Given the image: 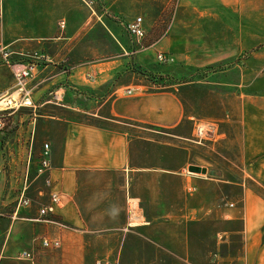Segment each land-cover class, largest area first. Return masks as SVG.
Segmentation results:
<instances>
[{"label": "rangeland", "instance_id": "374dc122", "mask_svg": "<svg viewBox=\"0 0 264 264\" xmlns=\"http://www.w3.org/2000/svg\"><path fill=\"white\" fill-rule=\"evenodd\" d=\"M95 8L107 9L103 19L117 40L106 29L108 37L97 31V56L86 63L119 53L121 45L149 49L144 69L160 72L167 90L176 84L187 119L178 134L173 126L144 125L160 145L156 237L104 232L92 234L97 239L88 248L78 244L82 234L69 229L71 234L59 236L60 247L36 249V257L46 255L42 264H236L242 244L219 238L226 224L223 211L246 208L254 195H264V0H96ZM136 16L147 24L139 43L127 29ZM159 50L168 51L174 62H157ZM1 68L11 80L9 67ZM39 110L20 107L0 133V209L7 212L26 185L32 209L38 199H49L44 178L31 182L25 169L29 150L38 158L36 150L46 142L36 141L39 122L33 113ZM198 121L210 127L200 144L193 135ZM182 175L192 183L181 184Z\"/></svg>", "mask_w": 264, "mask_h": 264}, {"label": "crops", "instance_id": "0c3cea01", "mask_svg": "<svg viewBox=\"0 0 264 264\" xmlns=\"http://www.w3.org/2000/svg\"><path fill=\"white\" fill-rule=\"evenodd\" d=\"M95 7L92 11L84 0H0V42L13 49L14 60H25L34 51L53 58L39 64L30 87L35 108L40 109L33 113L39 122L36 141L49 142L51 149L53 183L48 188L62 196L56 212L44 220L36 217L39 205L48 200L38 199L33 209H19L18 215L16 204L8 212L0 209V264H32L19 257L21 250H52L41 245L42 238L64 237L69 229L82 234L78 244L88 248L97 239L92 234H158L160 216L154 209H159L160 145L153 134L144 132V125L174 130L187 119L184 102L175 83L167 90L159 82L160 72L144 69L152 54L149 49L121 45L119 53L86 63L97 56V31L108 37L106 29L117 40L103 19L107 9ZM61 20L64 29L59 27ZM2 65L0 96L13 85V76L10 80ZM55 94L61 102H55ZM36 151L38 158L29 150L25 160L31 182L39 178L41 150ZM180 178L181 184L193 181ZM253 197L246 208L223 211L226 224L219 238L223 243L237 238L242 244L236 264H264V195ZM45 258L37 256V263Z\"/></svg>", "mask_w": 264, "mask_h": 264}, {"label": "built area", "instance_id": "2783aa9c", "mask_svg": "<svg viewBox=\"0 0 264 264\" xmlns=\"http://www.w3.org/2000/svg\"><path fill=\"white\" fill-rule=\"evenodd\" d=\"M85 4L93 11L96 4V0H84ZM144 20L142 16H136L127 24L128 33L136 43H139L146 36V29L143 24ZM59 27L64 29L65 21L59 22ZM13 49L6 44L0 42V63L10 66L13 73V87L0 96V133L3 132L7 126L8 117L17 111L20 107H33L35 103L32 98V88L30 87V80L34 77L39 64L52 62L53 58L47 52L34 51L29 56L25 57V60H14ZM156 58L161 64H171L174 62V56L159 51ZM127 92H131L128 88ZM55 102H61V98L55 94ZM210 127L207 123L198 121L194 124L193 135L195 141L201 143L208 136ZM51 168V149L50 144L45 142L42 146L39 156V163L37 166V175L44 178L46 186L49 188L52 186V179L49 175ZM4 172V167L0 164V177ZM26 188L24 187L16 204L14 214L18 215L16 211L22 208H29L32 205V198L26 194ZM62 196L56 190L49 191L48 202L42 203L38 207L37 220H44L49 215L56 212L57 208L61 205ZM233 206V203L230 204ZM41 245L44 248L55 249L60 247L61 242L58 238L44 237L41 240ZM19 257L29 260L32 264H37L36 254L31 250H21ZM97 264H106V262L98 261Z\"/></svg>", "mask_w": 264, "mask_h": 264}, {"label": "trees", "instance_id": "16d2710c", "mask_svg": "<svg viewBox=\"0 0 264 264\" xmlns=\"http://www.w3.org/2000/svg\"><path fill=\"white\" fill-rule=\"evenodd\" d=\"M181 126H182V123L179 124V125H177V126L174 128V130H175V131H179V130L181 129Z\"/></svg>", "mask_w": 264, "mask_h": 264}, {"label": "water", "instance_id": "95a60500", "mask_svg": "<svg viewBox=\"0 0 264 264\" xmlns=\"http://www.w3.org/2000/svg\"><path fill=\"white\" fill-rule=\"evenodd\" d=\"M192 168L195 169V170H199L198 166H195V167H192Z\"/></svg>", "mask_w": 264, "mask_h": 264}]
</instances>
